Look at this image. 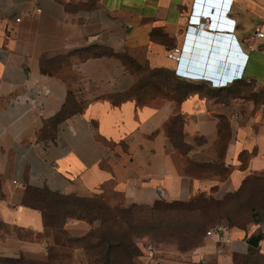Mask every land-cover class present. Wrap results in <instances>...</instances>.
Segmentation results:
<instances>
[{"label":"crops","instance_id":"crops-1","mask_svg":"<svg viewBox=\"0 0 264 264\" xmlns=\"http://www.w3.org/2000/svg\"><path fill=\"white\" fill-rule=\"evenodd\" d=\"M210 4L0 0L1 257L46 263L54 247L87 262L66 236H86L90 221L68 217L50 228L31 189L152 207L222 200L264 175V37H255L264 32V0H217V16L197 27ZM175 47L205 71L225 73L224 87L176 76ZM165 80L188 94L132 93ZM258 227L226 226L179 256L142 261L241 264L248 240L264 237Z\"/></svg>","mask_w":264,"mask_h":264},{"label":"rangeland","instance_id":"rangeland-1","mask_svg":"<svg viewBox=\"0 0 264 264\" xmlns=\"http://www.w3.org/2000/svg\"><path fill=\"white\" fill-rule=\"evenodd\" d=\"M168 81V80H166ZM144 84V83H143ZM171 82L154 87L135 88L134 95H144L147 91H158L165 93L166 88H170ZM145 91V92H144ZM178 92V90H177ZM174 92V95L177 94ZM143 98H148L147 96ZM209 199V198H208ZM206 200L199 197L187 206H164L160 205L154 212L148 209L128 210L120 204H110L109 207L101 202H78L74 201L72 208L77 209L90 220L94 226L87 242L90 244L98 242L107 228L111 229V234L125 239L132 245L133 251L138 253L141 249L142 255L134 260H144L148 258L165 259L168 256H179L182 251H188L194 243L190 234L186 231L196 221L209 222L207 230L215 225L222 224L229 227H239L250 229L254 233H259V224L264 223V175L255 176L245 186L240 194H228L222 200ZM88 205L87 207H85ZM4 227L0 223V228ZM192 235V234H191ZM205 235L207 233L205 232ZM205 235L202 239H204ZM69 237L66 236V241ZM68 242V241H67ZM244 264H264V237L260 240L259 247ZM152 251L150 253L149 251ZM98 253V250L92 253ZM56 260L46 264H76L66 252L56 251ZM94 257L86 264H92ZM144 262V261H142ZM1 264V263H0ZM8 264V263H6ZM144 264V263H143Z\"/></svg>","mask_w":264,"mask_h":264},{"label":"trees","instance_id":"trees-1","mask_svg":"<svg viewBox=\"0 0 264 264\" xmlns=\"http://www.w3.org/2000/svg\"><path fill=\"white\" fill-rule=\"evenodd\" d=\"M176 76H178V73L176 72ZM171 82V81H170ZM162 84L168 83V81L161 82ZM170 87L173 89L174 92H177L176 95H174V99L176 101H180L182 98H184L188 92L189 88L179 82L178 80H175L174 82H171ZM224 87V86H221ZM251 181V179L247 180L244 184V186L240 189V191L233 193V195L240 194L243 189H245V186ZM230 195V194H229ZM30 199L31 202L34 205H41L43 206L44 210V217L46 225L50 228H62L64 222L68 217H77L79 219H87L82 213L79 211V207L77 209L72 208L74 201L78 202H86L87 204L89 202H101L103 205L109 207L108 204L105 202H102L100 200L96 199H86V198H76V197H65L61 196L57 193H51L47 190H38V189H31L30 190ZM202 198H205L206 196H200ZM199 198V197H198ZM197 199V198H196ZM212 200V199H208ZM194 201V200H193ZM192 202H180V201H173V202H167V201H159L152 207H145V206H131L126 207L128 210H135V209H148L151 212H154L157 207L160 205L164 206H174V205H180V206H187ZM86 205L85 207H87ZM191 206V204H190ZM90 221V220H89ZM91 222V221H90ZM1 223V222H0ZM2 224V223H1ZM209 222L207 221H196L189 229L186 231V234H190L191 240L195 238L194 243H192L191 248L192 249L198 245H200L203 242V236L205 235V232L207 233V226ZM3 225V224H2ZM94 228V226H93ZM111 227L107 228L106 233H110V236L106 235L105 233L102 235L101 239L93 244H90L87 242L88 238H90L92 233H88L86 236L82 238H68V245H81L85 248L86 254H87V262L94 257V262L92 264H143L142 260H134L135 256L138 258L142 255L141 249L138 248V253H135L133 251L132 245L128 242L126 237H117L111 234ZM192 234V235H191ZM98 250V253H92V251ZM257 250L256 247H251V252L247 256L243 258L241 261V264H244V262L252 256V254L255 253ZM56 251L58 252H66L70 253L66 249H59L52 247L49 252V260L46 263H49L51 261L56 260L58 257ZM71 257V256H70ZM0 263L1 264H46V263H40L35 261H26V260H13L8 258H3L0 256ZM83 263L82 264H86Z\"/></svg>","mask_w":264,"mask_h":264},{"label":"built area","instance_id":"built-area-1","mask_svg":"<svg viewBox=\"0 0 264 264\" xmlns=\"http://www.w3.org/2000/svg\"><path fill=\"white\" fill-rule=\"evenodd\" d=\"M226 4V2H225ZM40 11V9H37ZM200 16L196 19L195 23H197V27L201 28L204 25L202 22V17L207 18L205 10L200 12ZM212 28V25L209 26ZM255 37L263 38L264 32L262 30H258L255 33ZM209 53V52H208ZM168 57L175 62L178 63V68L176 72L178 75L186 77V78H193L199 80H205L211 83L213 86H222L226 81V74L222 73L219 74L217 72H207L203 68L199 67V65H193L189 62V58L184 55L183 49L181 47H175L168 52ZM226 65V62H224ZM189 64V65H188ZM224 67V65L222 66ZM198 77V78H197ZM226 226L222 224L215 225L207 230V235L212 236L215 234H219L225 230ZM152 253V251H149Z\"/></svg>","mask_w":264,"mask_h":264},{"label":"water","instance_id":"water-1","mask_svg":"<svg viewBox=\"0 0 264 264\" xmlns=\"http://www.w3.org/2000/svg\"><path fill=\"white\" fill-rule=\"evenodd\" d=\"M209 3H211L210 4V6H208V8L205 10V13H206V15L207 16H209L208 18H213V20H214V18L217 16V14H218V4H217V0H209ZM204 20H205V18H203ZM204 20H203V22H204ZM210 25H212V27H214V22H212V24H210ZM209 53H208V56L212 53V50H209L208 51ZM189 62L191 63V64H193V65H197L198 64V62H199V60L198 59H195V58H191V59H189ZM226 64H227V62H226ZM219 67H222L223 65H225V63L222 61V60H220L219 61ZM218 68V67H217ZM219 69V68H218ZM198 78V77H197ZM263 238V235L262 234H256V235H253L249 240H248V243L251 245V246H253V247H259V243H260V240Z\"/></svg>","mask_w":264,"mask_h":264}]
</instances>
